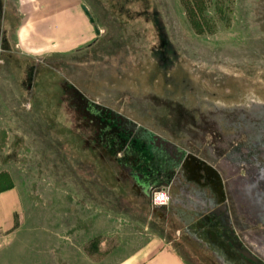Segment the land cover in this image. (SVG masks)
<instances>
[{
	"label": "rangeland",
	"instance_id": "374dc122",
	"mask_svg": "<svg viewBox=\"0 0 264 264\" xmlns=\"http://www.w3.org/2000/svg\"><path fill=\"white\" fill-rule=\"evenodd\" d=\"M72 93L91 115L121 116L119 133L158 135L230 178L227 149L249 154L236 110L264 103V0H0V191L20 197L11 229L0 230V264H124L151 230L192 264H219L172 213L129 195ZM176 172H162L171 196Z\"/></svg>",
	"mask_w": 264,
	"mask_h": 264
},
{
	"label": "flooded vegetation",
	"instance_id": "af4514ba",
	"mask_svg": "<svg viewBox=\"0 0 264 264\" xmlns=\"http://www.w3.org/2000/svg\"><path fill=\"white\" fill-rule=\"evenodd\" d=\"M84 100L85 99H83V97H80L76 93L71 94L70 102L74 103V105L80 104L85 111V115L91 118L92 124H88V126L94 127L91 137L95 141V144L103 149V152L111 151L113 155H117L122 148H126V152L123 155H120V160H130L129 162L132 165H137L142 162V166L146 167V170H149V174L156 170L167 168L171 169L172 166H174L176 159H174V157L168 159V154L172 151H170V147L165 148V145L172 144L164 142L158 135H153L152 138H147L148 136H142L140 133H137L136 137L121 134L118 132V129H116L117 123L120 125L123 123L121 122V116L113 115L108 118L107 115L103 114L100 110L98 113L94 112L91 115L89 105L85 106L83 103ZM236 112L237 116L241 119L238 122V130L241 132L244 131L248 135L246 142L248 146L246 148H248L249 154L246 152L243 154H237L236 148L227 149L225 154L226 157L224 155L221 160L223 164H226V166L230 168L229 177H231H227L228 179L219 170V163L216 168H218L220 175H216L215 169L213 167L206 166L205 162H203L204 172H202V174H205L206 171H210L213 175L209 180L207 176L203 177L201 182L195 180L197 179L195 178L191 186H193L195 190H198L199 188L210 189L214 195V199L219 203V206H221L224 202L226 203V206L230 211L232 224L237 236L254 255L264 262L263 254H261L260 251H258V249L251 243V240H253L257 242L258 246L264 247V237L262 238V234H264V174L262 175V173H264V103L255 101L252 104H249L247 109L243 107L236 110ZM107 118L110 119L111 122H107ZM230 120V118H226V122L224 123H226L227 126H230L231 123H233ZM125 128V133H128L129 128ZM145 138H147L148 141H146ZM139 140L149 143L146 146L141 147L142 144ZM161 141L164 143L162 146L160 144ZM222 144L226 145V148L229 145L227 142H222ZM175 146L178 147L179 153L183 156L185 153L184 147L181 145H173V147ZM133 149L139 150L137 157L131 155L130 151H133ZM187 155L188 162L190 156L194 154L187 153ZM234 155H238L237 162L234 161ZM113 159L114 158H112V160ZM231 160H233L235 164H232ZM115 161H119L117 156L115 157ZM179 161L181 162L183 159H180ZM177 164L175 165L177 166ZM237 166L239 168L241 166L245 167L247 174L245 181L240 184V181H238V185L242 186L243 184L241 189H243L244 198L249 204V209L252 210V213L249 212V215L241 211V202L236 197L234 191V186L237 185V180L234 182V179H231L238 171ZM169 175L171 178L172 174ZM169 180V178L166 179L171 186V182ZM175 180L176 179H174V182ZM156 187V185L151 186L150 195ZM243 215L244 217H242ZM258 223L262 224L261 228L253 227L252 230H249L251 226H256ZM243 231L246 232V235H249V238L246 237ZM250 238L251 240H249Z\"/></svg>",
	"mask_w": 264,
	"mask_h": 264
},
{
	"label": "crops",
	"instance_id": "0c3cea01",
	"mask_svg": "<svg viewBox=\"0 0 264 264\" xmlns=\"http://www.w3.org/2000/svg\"><path fill=\"white\" fill-rule=\"evenodd\" d=\"M169 149L172 152L168 154V159L174 157V159H176V162H174L175 164L180 159H183V161H181L182 163L179 161L177 166L175 164L172 166V168L177 171L173 178L176 179L174 183L178 188L175 193H172L170 202L167 206H153L150 195L151 186L156 185V188L170 187L169 183H165L166 178L164 176H160L158 180H154L149 174V170H146V167L142 166V162L137 165H132L129 162L130 160H120L121 157L118 156L119 153L116 155L119 159L117 164L119 168L118 173L122 180L129 183L128 191L131 197L138 199L140 203L148 205L153 211H158L161 215L172 213L174 217L182 223L185 233L192 238L198 246L211 251L205 243L196 240L188 233L186 228L191 223L198 220L200 216L210 214L213 209L219 207V203L214 199V195L210 189L199 188L195 190V188L191 186L195 178H197L195 180L201 182L203 177L207 176L208 180L212 177L213 173L210 171H206L205 174H202V172H204L203 162H205L206 166L213 167L216 175L219 174L218 168H216L217 165L196 155H191L187 162V153H184L182 156L176 146L170 147ZM138 151V149H133V151L130 152L131 155L137 157ZM208 157L210 160L216 159L210 154H208ZM219 170L224 175L223 170L220 168ZM169 181L171 182V179ZM19 205L20 197L16 188L0 191V230L11 229L14 214ZM190 258H193V255H190ZM190 258L186 250L173 239L164 233L157 235L154 230H151L140 236L139 246L133 249L125 258L124 264H192V259Z\"/></svg>",
	"mask_w": 264,
	"mask_h": 264
},
{
	"label": "water",
	"instance_id": "95a60500",
	"mask_svg": "<svg viewBox=\"0 0 264 264\" xmlns=\"http://www.w3.org/2000/svg\"><path fill=\"white\" fill-rule=\"evenodd\" d=\"M82 8L90 21L94 22V17L88 7L83 4ZM95 30L97 33L99 32L97 27ZM162 172L163 170H156L150 175L154 180H158L162 176ZM165 183L168 184L167 181ZM186 230L196 240L205 243L211 249L219 264H264L237 236L225 202L213 209L210 214L200 216Z\"/></svg>",
	"mask_w": 264,
	"mask_h": 264
},
{
	"label": "built area",
	"instance_id": "2783aa9c",
	"mask_svg": "<svg viewBox=\"0 0 264 264\" xmlns=\"http://www.w3.org/2000/svg\"><path fill=\"white\" fill-rule=\"evenodd\" d=\"M170 199L171 194L168 187H158L152 191L151 203L155 207L167 206Z\"/></svg>",
	"mask_w": 264,
	"mask_h": 264
},
{
	"label": "bare ground",
	"instance_id": "6f19581e",
	"mask_svg": "<svg viewBox=\"0 0 264 264\" xmlns=\"http://www.w3.org/2000/svg\"><path fill=\"white\" fill-rule=\"evenodd\" d=\"M160 144H161V146H162L164 143L161 141ZM165 146H166L165 148L173 147V145H165ZM161 153H162V152H161ZM178 162H179V161H178ZM178 162H177V163H178ZM177 163H176V164H177ZM263 174H264V173H262V175H263ZM256 175H257V174H256ZM151 195H152V194H151Z\"/></svg>",
	"mask_w": 264,
	"mask_h": 264
}]
</instances>
